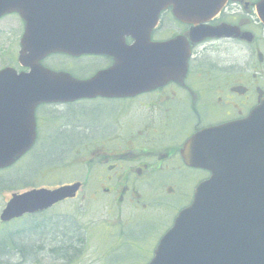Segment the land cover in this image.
I'll list each match as a JSON object with an SVG mask.
<instances>
[{"label": "water", "instance_id": "1", "mask_svg": "<svg viewBox=\"0 0 264 264\" xmlns=\"http://www.w3.org/2000/svg\"><path fill=\"white\" fill-rule=\"evenodd\" d=\"M222 2L0 0V18L15 13L24 23L18 63L30 70L18 75L11 68L0 71V169L32 147L38 104L104 96L105 83L114 92L132 95L153 88L147 83L156 86L182 78L186 57L176 62L170 55L168 72H162L164 45L152 46V57L146 51L159 12L171 7L180 21L203 22ZM257 13L264 24V0ZM126 36L136 38V45L125 47ZM54 53L107 54L114 64L88 81H76L40 66ZM198 137L212 142L190 150L189 161L210 172V178L195 189L192 203L175 218L149 264H264V103L245 120L206 129ZM77 188L75 184L12 195L0 222L44 211L72 198Z\"/></svg>", "mask_w": 264, "mask_h": 264}, {"label": "flooded vegetation", "instance_id": "2", "mask_svg": "<svg viewBox=\"0 0 264 264\" xmlns=\"http://www.w3.org/2000/svg\"><path fill=\"white\" fill-rule=\"evenodd\" d=\"M260 2L226 0L204 24L180 22L166 9L148 41L167 44L161 47L164 62L170 55L179 61L187 50L183 78L134 96L50 106L66 108L94 101L119 104L108 119L62 132H75L70 152L77 154L78 165L86 171L92 196H100L109 214L119 216L120 229L143 222L158 230L170 227L177 213L192 201L195 187L209 176L186 164L182 155L186 145L202 130L244 120L264 101V27L256 14ZM201 30L209 34H198ZM124 44L131 46L134 39L126 37ZM96 59L103 62L99 70L81 75H94L113 64L108 57L77 60ZM165 71L168 65L162 67ZM39 116L35 117L37 134L43 123ZM157 205H164L162 213L153 211ZM157 218L161 222H155Z\"/></svg>", "mask_w": 264, "mask_h": 264}, {"label": "rangeland", "instance_id": "3", "mask_svg": "<svg viewBox=\"0 0 264 264\" xmlns=\"http://www.w3.org/2000/svg\"><path fill=\"white\" fill-rule=\"evenodd\" d=\"M21 34V24L15 16L0 20V69L11 67L19 70L16 58ZM62 58H52L49 63L45 60L44 65L54 70L73 72L77 78H87L99 70L96 68L103 65V62L97 59L68 62ZM93 68L92 74H79ZM110 102L113 101L77 103L66 108L46 106L47 108L38 112V116L42 114L39 117L43 116V123L33 149L16 164L10 165V168L0 170V213L12 194H21L41 187L51 189L73 182L85 183L74 200L64 202L46 214L47 217H69L74 220L83 234V244H69L72 248L70 252L66 250L69 254L64 260L58 258V254L45 251L27 262L23 261L20 255H15L1 264H147L156 241L164 230L150 226L149 222L140 223V228L120 229L119 216L113 212L109 214V208L103 205L100 196L98 199L91 198L93 187L87 174L75 164L77 154L70 152L76 139L73 134L75 132H62L68 127L73 130L75 126L76 131H79L82 129L81 125L89 121L108 119L110 114L120 108L119 104ZM64 120L70 122L64 123ZM57 132H60V136ZM163 206L157 205L153 211L157 213L160 209L162 213ZM154 221L161 222L158 218ZM10 228V225L0 224V240L11 231ZM71 251H75L76 256Z\"/></svg>", "mask_w": 264, "mask_h": 264}, {"label": "trees", "instance_id": "4", "mask_svg": "<svg viewBox=\"0 0 264 264\" xmlns=\"http://www.w3.org/2000/svg\"><path fill=\"white\" fill-rule=\"evenodd\" d=\"M12 225L11 231L0 240V264L15 255L27 262L45 251L58 254V258L64 260L72 248L70 245L83 244L76 222L67 217L41 214L25 217ZM71 253L77 254L75 251Z\"/></svg>", "mask_w": 264, "mask_h": 264}]
</instances>
